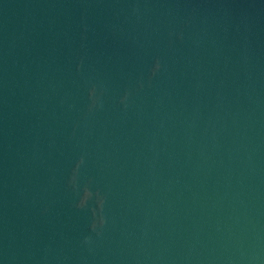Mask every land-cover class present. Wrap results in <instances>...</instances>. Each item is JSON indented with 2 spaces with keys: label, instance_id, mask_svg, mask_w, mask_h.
Listing matches in <instances>:
<instances>
[{
  "label": "water",
  "instance_id": "water-1",
  "mask_svg": "<svg viewBox=\"0 0 264 264\" xmlns=\"http://www.w3.org/2000/svg\"><path fill=\"white\" fill-rule=\"evenodd\" d=\"M0 264H264V0H0Z\"/></svg>",
  "mask_w": 264,
  "mask_h": 264
},
{
  "label": "clouds",
  "instance_id": "clouds-1",
  "mask_svg": "<svg viewBox=\"0 0 264 264\" xmlns=\"http://www.w3.org/2000/svg\"><path fill=\"white\" fill-rule=\"evenodd\" d=\"M89 96L91 99V103L89 105V108L91 109L92 107L96 106L98 101H99V95L97 92V87L95 84H92L89 88ZM83 163V159L81 158L79 161H77L76 168L73 170V175L71 177L72 182H75L76 179V169L79 168L80 164Z\"/></svg>",
  "mask_w": 264,
  "mask_h": 264
}]
</instances>
